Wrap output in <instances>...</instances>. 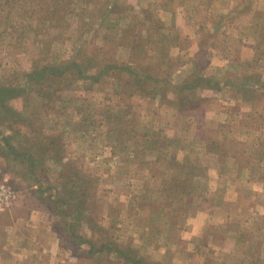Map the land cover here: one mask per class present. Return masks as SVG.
<instances>
[{
  "label": "rangeland",
  "instance_id": "1",
  "mask_svg": "<svg viewBox=\"0 0 264 264\" xmlns=\"http://www.w3.org/2000/svg\"><path fill=\"white\" fill-rule=\"evenodd\" d=\"M1 88L0 264H264V0H0Z\"/></svg>",
  "mask_w": 264,
  "mask_h": 264
},
{
  "label": "trees",
  "instance_id": "2",
  "mask_svg": "<svg viewBox=\"0 0 264 264\" xmlns=\"http://www.w3.org/2000/svg\"><path fill=\"white\" fill-rule=\"evenodd\" d=\"M75 65H76V62H73ZM54 72V71H53ZM34 74L36 77L39 75H42V73L43 72H41L40 70H38V69H35V70H33L32 72H30V74ZM4 88H1L0 89V101L3 99V97L4 96H7V95H10V94H12L13 93V91L12 90H14L13 88H5L4 90H3ZM2 92H4V93H2Z\"/></svg>",
  "mask_w": 264,
  "mask_h": 264
}]
</instances>
